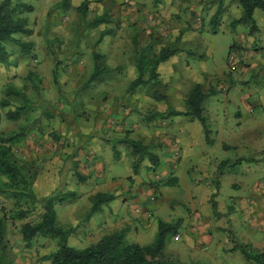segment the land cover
Returning a JSON list of instances; mask_svg holds the SVG:
<instances>
[{
    "label": "rangeland",
    "instance_id": "obj_1",
    "mask_svg": "<svg viewBox=\"0 0 264 264\" xmlns=\"http://www.w3.org/2000/svg\"><path fill=\"white\" fill-rule=\"evenodd\" d=\"M86 1L88 8L83 17L77 8ZM153 1L128 0L126 3L125 0H67L66 6H62V0H10L12 5L25 4L32 7L31 12L20 15L26 20L30 32L14 36L15 39L31 45L27 50L29 52H23L13 43L6 45L8 60L6 63L0 62V101L6 99V87L13 86L26 95L33 107L18 121H8L4 117V111L0 109V136L5 138L19 131L24 132L25 137L20 143L13 145L11 150L33 191L36 180L39 179L43 188H49V196L64 199L55 204L57 222L63 228L76 227L75 234L67 239L68 245L76 249H84L99 240L100 236L97 234H88L89 226L86 222L89 217L99 218L100 214L93 213L90 216V198L87 202L75 198L78 191L87 184L80 185V174L71 167L77 163L76 167H79L81 162L76 151L74 153V144L79 141L78 136L85 134V139L81 141L92 145L103 159L105 174L109 171L106 177L119 173L129 174V170L122 163L116 164L112 146L118 147L119 137L109 135V130L113 122L126 119L129 112V116L134 115L141 120L145 113L143 107L134 105L135 109L128 110V89L137 78V60L142 56L150 59L159 53V49L169 45L165 41L162 44L157 30L148 22L150 12L153 11ZM232 1L234 0L227 1L228 8L233 7L232 14L220 16L215 33L209 21L202 25L191 24L198 31L196 33L204 32L203 37H198L203 40L199 39L192 55L185 57L184 61L189 63L188 66L195 73L204 72V68H207V73L223 72V77L229 81L234 73H229L226 57L232 54L236 58L237 55L232 49L236 45H242L253 54L244 57L247 65L245 68L255 65L254 70L247 75L250 82L246 87V90L251 87L252 93L255 91L257 94L253 97L252 110L256 111L254 115L261 114L264 117V103H261V98L264 97V75L260 74L264 64V13L261 10L254 11L253 19L257 30L253 33L250 32L249 25L238 24L233 27L231 24L240 18L241 11L239 6V11H234V6L230 3ZM103 14L107 21L91 25L94 18ZM105 30H110L111 34L100 37ZM148 40L154 43L149 42L151 44L147 45ZM253 41L255 43L250 44ZM168 47L172 48L170 45ZM94 54L101 56V60L96 61ZM143 67V79H148L150 68L146 65ZM29 74L31 77H28ZM245 83H241L243 87ZM164 89H167V85L149 83L139 86L135 93L154 98L153 91L161 94ZM8 99L20 104L18 97L10 96ZM184 110L185 107H180L178 111ZM125 114L127 115L124 116ZM123 130L129 131L126 127ZM96 143L101 144L99 148L95 147ZM102 146L104 149H101ZM238 153L240 154L239 149L238 152L230 149L221 159L225 160L224 157L227 156L237 161ZM255 157L256 161H249L248 165L241 164L230 177L239 180L245 172L243 167L247 165L257 168L258 173L254 175L264 180V150L256 153ZM66 166L69 168L64 180L46 184L50 177L54 180L61 178ZM142 172L146 175L144 170ZM6 181L0 176V217L3 218L5 226V254L1 257L0 253V264H50L42 257L56 251V241L36 237L28 247L20 234L21 225L37 222L41 211H35L23 220L11 219L16 210V196L7 191ZM256 185L263 186L264 182ZM226 188L224 185V193L228 191ZM155 199H160L158 193ZM104 205L106 204L102 206ZM234 236L235 234L233 238ZM173 238H167L165 251L168 249L171 252L180 247L183 239L177 242Z\"/></svg>",
    "mask_w": 264,
    "mask_h": 264
},
{
    "label": "crops",
    "instance_id": "obj_2",
    "mask_svg": "<svg viewBox=\"0 0 264 264\" xmlns=\"http://www.w3.org/2000/svg\"><path fill=\"white\" fill-rule=\"evenodd\" d=\"M227 1H153L148 22L157 30L162 44L163 41L169 43L177 52L157 67V77L150 81L167 85L164 92L153 91L154 98L129 92L128 110L135 109L134 105L143 107L145 113L141 120L134 115L129 116V112L126 119L113 122L111 129L107 127L109 135L119 137L118 147L112 146L116 164L122 163L129 174L106 177L109 171L105 174L103 159L92 145L81 141L85 139V134L78 136L79 141L74 144V153L76 151L81 162L79 167H76L78 163L71 167L80 174V185L87 184L82 185L75 198L85 202L90 198L91 208L96 194L115 196L94 213H99V218L89 217L86 222L88 234H97L101 238L124 229L126 240L146 246L156 236L158 221H163L177 226L174 241L183 239L178 249L171 252L167 249L165 254L187 264H254L234 249L235 242L247 245L255 252H264V185H259L260 188L256 185L264 180L254 175L258 173L257 168L247 166L249 161H256V153L264 150V117L254 115L253 97L257 94L255 91L252 93L251 87L246 90L250 82L247 75L255 65L245 68L244 57L253 54L242 45L232 49L241 65L231 72L234 74L229 81L223 77V72L207 73V68L204 72L195 73L184 61L185 57L192 55L199 39L203 40L198 37H203L204 32L196 33L198 31L193 26L210 22L218 8L220 16L232 14L233 7L228 8ZM230 3L234 11H239L235 1ZM253 43L255 41L250 42ZM260 74L264 75V64ZM242 82H246L245 87ZM196 84H201L204 93L212 92L202 104L208 142L198 120L171 113L185 106L184 100ZM261 99L264 101V97ZM262 100L261 103H264ZM124 127L129 131H124ZM126 140L146 146L156 164L152 165L147 156L137 162L138 155L131 152L125 144ZM100 145L96 143L95 147ZM230 149L240 150L237 161L227 156L225 160L221 159ZM221 162H229V165L220 174L218 167ZM241 164H247L243 167L245 172L239 180H233L230 176ZM68 168L65 167L61 178L54 180L50 177L46 184L64 180ZM170 180L175 183L171 187L166 186L165 182ZM36 181V197H48L49 188H43L39 179ZM224 185L227 186V193H224ZM156 193L160 195L159 200L155 199ZM151 198L154 200L151 201ZM69 228H73L74 232L76 230L74 226Z\"/></svg>",
    "mask_w": 264,
    "mask_h": 264
},
{
    "label": "trees",
    "instance_id": "obj_3",
    "mask_svg": "<svg viewBox=\"0 0 264 264\" xmlns=\"http://www.w3.org/2000/svg\"><path fill=\"white\" fill-rule=\"evenodd\" d=\"M66 1L67 0H62L61 5L66 6ZM234 1L238 3V6L241 9V17L238 20L233 21L231 25L233 27L238 24L249 25L250 32H255L257 27L253 19V14L256 9L261 10L264 13V0ZM87 5L88 2L86 1L80 4L77 8L78 13L83 17H85L87 13ZM31 11L32 7L29 5H12L10 0H2L0 2L1 63H6L8 60L6 51L7 44H16L23 52L29 49L31 44L21 42L15 39L14 36L17 34H28L30 32L27 28L26 20L20 15L24 12ZM220 11V8H218L215 15L210 20L212 31L214 33L218 25V19L220 18ZM105 21H107V17L103 14L102 16L94 18V22L91 25L102 24ZM110 34V30H105L100 37ZM176 52L177 49L175 47H167L161 48L158 55H154L150 59H145L143 56L140 57L137 60V78L129 86V92L133 93L139 86L147 85L150 81L155 79L157 77V67L161 63L170 59ZM94 59L96 61L101 60V56L94 54ZM239 64L240 63H238V65ZM143 65L150 68L148 70L149 77L146 81L143 79L145 74ZM103 70H105V68H103ZM28 77H31V74H29ZM211 94L212 92L204 93L201 84H196L184 100L185 110L171 111L174 116H186L198 120L203 126L206 142H208V132L205 126L202 104ZM5 96L6 99L0 101V109L4 111V117L8 121H18L25 112L30 111L33 107V104L26 95L13 86L6 87ZM10 96L20 98V104L10 101L8 99ZM160 98L165 99L162 96H160ZM24 137L25 134L23 131H19L5 138L0 136V176L7 180L5 182L7 191L11 192L13 196H16V210L12 214L11 219L18 221L23 220L35 211H41L37 222L24 223L21 225L20 234L22 241L28 247L31 246V242L36 237H43L56 241V251L43 256V260L48 261L50 264H187L175 260L165 254L167 238L176 233L177 226L163 221H158L156 236L153 242L146 246L127 242L126 231L122 229L102 236L98 241L90 244L84 249L70 247L67 243V239L74 233V229L59 226L57 222V214L55 212V204L62 202L64 199H60L54 195L38 199L26 175L21 171L18 161L11 150V147L20 143ZM125 144H127L128 148H130L134 155H138L137 162H141V160L147 156L152 165L156 164L153 157L148 154L147 147L143 146L140 142L126 140ZM113 149L115 153V148ZM228 165L229 162H221L218 167V173L221 174L222 170L228 167ZM174 183L175 182L170 180L165 182V185L171 187ZM114 198L115 196L113 195L103 193L96 194L91 208L89 209L90 216L91 214L96 213L103 204L112 201ZM4 234L5 226L3 218L0 217L1 257L5 254V248L3 246ZM234 249L239 250L246 260L254 264H264V252H255L247 245L238 243L234 245Z\"/></svg>",
    "mask_w": 264,
    "mask_h": 264
},
{
    "label": "built area",
    "instance_id": "obj_4",
    "mask_svg": "<svg viewBox=\"0 0 264 264\" xmlns=\"http://www.w3.org/2000/svg\"><path fill=\"white\" fill-rule=\"evenodd\" d=\"M128 0H125V2L127 3ZM239 61L234 57V55L229 54L226 57V65H227V69L229 70V72H233L236 70V67L238 66ZM251 112V110H250ZM153 200V198H151V201Z\"/></svg>",
    "mask_w": 264,
    "mask_h": 264
}]
</instances>
